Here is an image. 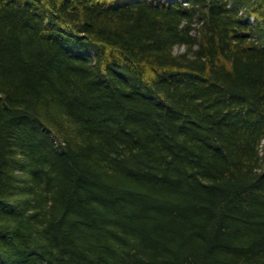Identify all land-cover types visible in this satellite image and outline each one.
I'll return each instance as SVG.
<instances>
[{"label":"trees","instance_id":"1","mask_svg":"<svg viewBox=\"0 0 264 264\" xmlns=\"http://www.w3.org/2000/svg\"><path fill=\"white\" fill-rule=\"evenodd\" d=\"M264 0H0V264H264Z\"/></svg>","mask_w":264,"mask_h":264},{"label":"rangeland","instance_id":"2","mask_svg":"<svg viewBox=\"0 0 264 264\" xmlns=\"http://www.w3.org/2000/svg\"><path fill=\"white\" fill-rule=\"evenodd\" d=\"M264 143V142H263Z\"/></svg>","mask_w":264,"mask_h":264}]
</instances>
